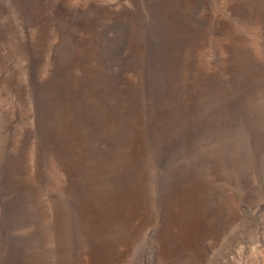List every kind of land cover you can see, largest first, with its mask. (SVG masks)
Masks as SVG:
<instances>
[{
  "label": "rangeland",
  "instance_id": "374dc122",
  "mask_svg": "<svg viewBox=\"0 0 264 264\" xmlns=\"http://www.w3.org/2000/svg\"><path fill=\"white\" fill-rule=\"evenodd\" d=\"M117 26L137 59L127 94L165 79L190 159L135 183L149 225L83 244L61 202L52 233L37 200L63 188L51 139ZM0 230V264H264V0H0ZM33 241L53 259L26 258Z\"/></svg>",
  "mask_w": 264,
  "mask_h": 264
},
{
  "label": "trees",
  "instance_id": "16d2710c",
  "mask_svg": "<svg viewBox=\"0 0 264 264\" xmlns=\"http://www.w3.org/2000/svg\"><path fill=\"white\" fill-rule=\"evenodd\" d=\"M127 39L126 28L121 26L102 37L96 69H87L92 79L83 81L77 107L74 101H66L61 117L66 130L51 139L56 151L46 155L57 163L64 185L47 201L38 198L40 211L55 228L52 233H59L61 220L56 218L52 202H61L70 215L69 236L83 244L93 237L109 238L113 231L127 226L139 229L149 225V210L155 207L139 202L147 193L141 184L135 183L148 178V167L159 179L166 174L167 164L190 159L188 155L174 154L181 145L187 149L189 143L179 140V119L173 105L169 106L165 79L147 77L142 96L127 94V76L135 75L132 68L137 62L128 49ZM224 86L228 84L225 82ZM34 136L38 141L36 123ZM153 193H158L156 188ZM11 234L34 238L36 232L35 228L16 229ZM0 236L5 237L4 231L0 230ZM9 248L7 242L0 247L2 256L6 257ZM47 251L50 252L45 259L52 260L55 241L43 248L35 244L25 252V257L44 258Z\"/></svg>",
  "mask_w": 264,
  "mask_h": 264
}]
</instances>
